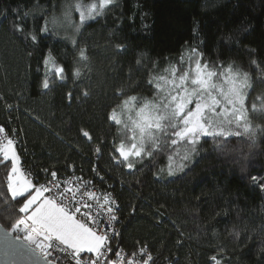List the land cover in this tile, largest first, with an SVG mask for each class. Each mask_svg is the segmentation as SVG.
I'll use <instances>...</instances> for the list:
<instances>
[{
  "label": "trees",
  "instance_id": "16d2710c",
  "mask_svg": "<svg viewBox=\"0 0 264 264\" xmlns=\"http://www.w3.org/2000/svg\"><path fill=\"white\" fill-rule=\"evenodd\" d=\"M61 1L0 0V122L17 139L22 171L38 183L43 169L61 174L71 166L103 177L120 209V232L110 243L127 255L146 245L154 264H214L213 255L221 264H264V191L251 179L264 181V136L254 146L245 137L217 138L219 144L202 138L184 169L169 177V151L131 170L118 164L113 157L125 130L108 119L130 96L151 100L157 89L149 79L166 77L170 66L182 69L181 54L191 47L209 65L247 72V97L264 94V0H114L83 26L75 46L41 32ZM49 51L65 79L53 69L45 89ZM252 119L264 127V112ZM6 171L0 166V200ZM8 205L0 203V225L11 232L20 205Z\"/></svg>",
  "mask_w": 264,
  "mask_h": 264
},
{
  "label": "snow or ice",
  "instance_id": "6c2138e0",
  "mask_svg": "<svg viewBox=\"0 0 264 264\" xmlns=\"http://www.w3.org/2000/svg\"><path fill=\"white\" fill-rule=\"evenodd\" d=\"M113 4L114 0L92 3L75 0L65 11V18L71 20L73 9L79 13L80 22L73 25L78 32L87 21L103 15ZM15 27L17 31L23 32L21 25ZM47 31V27L41 29V32ZM27 36L34 43L37 41L34 33H28ZM72 43L75 46L77 42L73 39ZM79 56L82 61L88 59L83 48H80ZM202 56L203 53L197 47H191L188 50L187 70L170 66L168 71L171 79L165 76L149 79L148 83L154 84L157 89V94L151 100L140 98L138 101L137 97L130 96L117 105L120 111L113 108L108 119L125 130V140L130 141L126 143L122 140L116 146L119 158L113 159L118 164L122 163L131 170L144 158L155 159V154L161 150L169 151L168 175L173 176L184 169V161L197 151L202 138L211 137L219 144L217 138L227 141L233 137H245L254 146L258 135L264 136V127L252 123L251 114L257 111L256 103L252 104L251 109L246 106L249 74L233 69L231 65L227 70L209 65L202 61ZM184 61L182 53L181 64ZM43 63L46 69L43 88H49L48 72L53 69L58 79H65L64 68L56 63L51 51L44 57ZM252 63L257 64V61L253 60ZM74 75L77 78L80 76L79 69ZM134 102H139L141 106L134 118L128 117L129 124L123 115L131 111ZM83 136L91 139L87 131H83ZM180 146H185L183 154ZM0 166L7 170L3 186L6 190L0 203L8 205L10 200L20 205V215L12 223L11 230L24 234L25 241L33 252L39 254L43 264H154V258L146 245L130 255H125L123 249L112 248L111 237L102 223V220H106V227L115 234L112 224L117 221L114 209L116 201L111 193L100 197L88 187L92 184L90 180L81 181V177L75 175L62 179L56 170L50 172V180L38 183L30 174L22 171L15 141L8 137L3 126H0ZM43 171L46 174L49 172L48 169ZM251 179L259 182L261 191H264V181H259L256 176ZM20 198H23L22 202ZM11 215H16V212ZM210 259L214 264H221L215 255Z\"/></svg>",
  "mask_w": 264,
  "mask_h": 264
},
{
  "label": "rangeland",
  "instance_id": "374dc122",
  "mask_svg": "<svg viewBox=\"0 0 264 264\" xmlns=\"http://www.w3.org/2000/svg\"><path fill=\"white\" fill-rule=\"evenodd\" d=\"M84 3H92V2H98V0H86ZM75 0H64L61 2H58V4L54 5L51 10L49 11V15L47 17V20L45 22V27H47L48 30H50L54 35L58 36L60 39L69 42L70 44L72 43V40H76L77 34L79 31L83 28L81 27L80 30L77 32L75 31L73 25L78 24L79 21V13L76 12L74 9L72 10L71 13V20H66L65 18V11L68 9L69 4H74ZM98 18V17H97ZM94 20V19H93ZM91 21V20H89ZM88 22V21H87ZM87 24V23H86ZM188 54L185 56V61H184V66L182 69L187 70L189 67V62L187 60ZM194 67V64H193ZM227 70V69H226ZM168 79H171L170 72H168L167 76ZM163 84V82L161 83ZM260 99H257V98ZM262 102H264V94H256L255 96H251L250 98H246V106L251 109V106L253 103H256L257 105V111L252 113L251 115H256L257 113L264 112V107H262ZM139 107L137 106H132L131 111H126L123 115V118L128 121L130 124L131 122L128 120V117H135L136 111H138ZM252 122L254 120L252 119ZM181 154H183L182 151H180ZM178 159V158H177ZM185 163V161H184ZM180 172V171H178ZM175 172L174 174L178 173ZM165 173L168 175V166L166 167ZM171 177V176H169Z\"/></svg>",
  "mask_w": 264,
  "mask_h": 264
},
{
  "label": "water",
  "instance_id": "95a60500",
  "mask_svg": "<svg viewBox=\"0 0 264 264\" xmlns=\"http://www.w3.org/2000/svg\"><path fill=\"white\" fill-rule=\"evenodd\" d=\"M0 264H43L37 252L0 225Z\"/></svg>",
  "mask_w": 264,
  "mask_h": 264
},
{
  "label": "built area",
  "instance_id": "2783aa9c",
  "mask_svg": "<svg viewBox=\"0 0 264 264\" xmlns=\"http://www.w3.org/2000/svg\"><path fill=\"white\" fill-rule=\"evenodd\" d=\"M0 126H3L1 122H0ZM3 127H5V126H3ZM6 134L8 135L9 138H11V139H13L15 141V145H16L17 144V139L12 138L10 136V134H8L7 130H6ZM50 172L51 171H49L48 174L43 172L42 174L44 175L43 176L44 180L39 181V183H45L47 180H50L51 179ZM26 173L30 174L31 177L34 179V176L31 173V171L27 170ZM57 175H58V177H60L62 179H66L69 176L75 175V176L81 177V181H89L90 180L92 182V184L89 185L88 187H90L93 191H95L97 193V195L100 196V197H103V195L105 193H109V191L107 190L106 181H104V179H101V177L99 175H97L96 173H94V175L92 177H85V176H82V174L75 167L71 166V168L67 172H61V174L57 173ZM34 180H36V179H34ZM111 196L116 201V205L114 206V209H115V214L117 216V221L113 222V224H112V228L115 229V234L112 233L111 229H108L106 227V224H107L106 220H102V223L104 225V230L108 231L110 237L112 238V237H114V236H116L118 234V224H119V222L121 220H120V214H119V211H120V209H119V200L114 198L113 194H111ZM84 199L87 200V197H84ZM89 203L95 204L94 201H89ZM101 203H102V200H101ZM82 211H87V209H82ZM93 214H95V213H93ZM11 233L13 235H15L16 238H18V239L21 238L22 240L25 241L23 233H16V232H13V231H11ZM125 255H127V254L125 253ZM113 259H115L114 256H113Z\"/></svg>",
  "mask_w": 264,
  "mask_h": 264
},
{
  "label": "bare ground",
  "instance_id": "6f19581e",
  "mask_svg": "<svg viewBox=\"0 0 264 264\" xmlns=\"http://www.w3.org/2000/svg\"><path fill=\"white\" fill-rule=\"evenodd\" d=\"M107 190L109 191V193L113 194L114 198H116V196H115L114 193H113V189H112V187H111L110 185H107ZM116 199H118V198H116ZM119 226H120V222H119V224H118V234H119V232H120V231H119ZM118 234H117L116 236L112 237L111 240H110V242H111L113 239H115V238L118 236Z\"/></svg>",
  "mask_w": 264,
  "mask_h": 264
}]
</instances>
